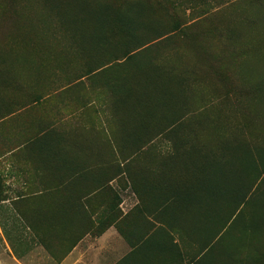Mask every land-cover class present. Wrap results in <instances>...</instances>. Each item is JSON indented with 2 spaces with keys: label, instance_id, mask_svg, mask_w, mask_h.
Masks as SVG:
<instances>
[{
  "label": "trees",
  "instance_id": "obj_1",
  "mask_svg": "<svg viewBox=\"0 0 264 264\" xmlns=\"http://www.w3.org/2000/svg\"><path fill=\"white\" fill-rule=\"evenodd\" d=\"M256 43L264 47V0H0V161L18 149L40 158L43 153L31 149L109 146L110 181L123 170L122 186L144 204L142 195H176L177 207L189 202L221 209L223 229H237L226 259L264 264V50L253 53ZM57 51L84 62L83 75L63 89L78 94L61 100L98 120L79 126L93 135L60 133L29 118L33 106L54 96L41 95L34 70L60 60ZM225 53H240L232 77L221 73ZM253 60L261 70H253ZM205 73H217L232 89L219 91ZM237 83L247 95L235 104L243 97L233 96ZM88 85L89 94L81 95ZM11 125L18 136L14 148H8ZM96 154L103 169L107 153ZM47 155L54 160V153ZM110 181L96 183L95 199L119 195ZM2 190L0 204L9 200ZM40 194L12 199L10 219L57 262L83 236L110 226L95 228L90 220L72 240L71 222L63 226L56 208H71L73 195H55L54 187ZM4 233L20 259L15 244L23 239Z\"/></svg>",
  "mask_w": 264,
  "mask_h": 264
},
{
  "label": "crops",
  "instance_id": "obj_2",
  "mask_svg": "<svg viewBox=\"0 0 264 264\" xmlns=\"http://www.w3.org/2000/svg\"><path fill=\"white\" fill-rule=\"evenodd\" d=\"M89 122H76L74 131L81 133L74 134L93 135L89 129L82 131L79 127L89 126ZM31 150L43 154L38 158L30 154L29 149H18L15 154L8 155L7 186L18 189L16 196L41 195L42 191L53 187L55 195H73L71 208L60 205L56 208L63 226L64 221L71 222L72 240L83 235L90 220L95 228L100 222L110 225L102 234L93 235L95 230H92L83 236L70 254L57 264H233L226 259L229 249L223 238L230 226L223 229L218 218L222 216L221 209L193 208L189 202L177 207L174 204L176 195H142L146 199L144 204L139 195L126 189L125 184L122 186V178L126 180L127 177L123 170L118 179L110 181L112 165L110 148L106 145L70 143ZM47 152L54 153V160L48 159ZM97 152L107 153L102 155L101 162L107 163L103 169H97L100 164ZM120 168H125V163L121 162ZM102 181H110L109 185L119 191V195L107 194L95 199V185ZM16 196L0 204V264H24L21 261L34 249L44 250L38 242L20 236L28 230L12 224L11 202ZM181 196L188 199L190 195ZM161 197L168 199L166 204L159 202ZM4 229L12 233L14 241L23 239L22 245L17 241L15 244L16 248L25 247L23 254L19 252L20 259L15 257Z\"/></svg>",
  "mask_w": 264,
  "mask_h": 264
},
{
  "label": "rangeland",
  "instance_id": "obj_3",
  "mask_svg": "<svg viewBox=\"0 0 264 264\" xmlns=\"http://www.w3.org/2000/svg\"><path fill=\"white\" fill-rule=\"evenodd\" d=\"M212 23V22H211ZM211 23H208L209 25ZM207 24V26H209ZM217 25V24H216ZM224 42V41H223ZM226 42V41H225ZM220 43V42H218ZM209 49H217L221 51L223 49L222 44H209ZM251 49L253 50V53H260L264 50V47L262 44L256 43L251 46ZM221 53V52H220ZM50 54V53H48ZM55 56H61V59L56 61L53 59L52 61L49 62H44V66L41 67L39 70H34L35 71V80H39V91L41 95L45 96L47 94H52L50 99L48 100H43L42 104H39L38 106H33L32 109V114L29 116V118H33L31 116H34L39 122L43 124V127L48 128L52 127L56 129L59 132H75L74 128H76L75 124L76 122L79 123L81 120H87L89 121H94L96 120L94 117H82L81 113L78 112V107H74L75 105L68 103L67 105L65 103H62L61 98H71V96L77 95L76 93L73 95L71 93V90L63 91L65 87L68 85L72 84L75 82L76 78H79L80 76L83 75L84 73V62L80 59H77L73 57L72 54H68L63 51H57L53 53ZM222 54V53H221ZM192 60H195V56H191ZM225 58V61L223 65L221 66V73H226L228 77H232L235 75V68L236 66L233 65V60H238L240 59V53L235 54L234 57H232L230 54H223V57ZM204 59V58H203ZM208 61V60H207ZM208 63V62H207ZM250 66H253V70L256 69V71L261 70V65L257 64L255 60L251 61ZM200 75V73H198ZM207 74V78H212L213 84H217V88L221 92H225L226 89H232L231 85L227 82L226 85L224 83H220V78L217 76V73L214 74L212 77L211 73H205ZM237 78V77H236ZM230 82V81H229ZM87 85V84H86ZM240 87L238 86L239 92L234 93L237 95L233 96H243L234 99V102L237 104L239 101L244 100V96L247 95L245 92H242V90L245 88L244 85L239 83ZM228 86V87H227ZM73 89V88H72ZM89 85L88 89L84 90L81 92V95L89 94ZM70 102V100H69ZM76 110V111H75ZM242 112V111H241ZM78 114V115H76ZM93 116V115H92ZM240 118V117H239ZM94 119V120H93ZM98 122V120H96ZM77 125V124H76ZM15 125H11L8 129V136H9V141L10 144H8V148H14V146L17 145L18 141V136L15 131ZM36 131V129L34 130ZM7 161H8V156L4 158L3 160L0 161V188L2 186V191L4 195H8L10 198H14L15 192L18 190L15 187H9L7 186L8 179L6 177L7 175ZM10 190V191H9ZM130 194V193H129ZM239 224V222H237ZM237 229L235 227L231 228L229 227L227 229V233L224 236L225 238L223 239V242L227 246V248L230 250L231 249V233L233 232V235H237V232H235ZM20 236L25 237L27 240L34 241L33 238L31 237L30 233L27 232L25 233H20ZM18 250L21 254L24 253L25 247H18ZM21 262L24 264H57L58 262L53 259L50 256V253H48L45 249H34L32 254L28 255L25 259H23Z\"/></svg>",
  "mask_w": 264,
  "mask_h": 264
}]
</instances>
